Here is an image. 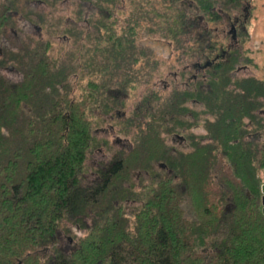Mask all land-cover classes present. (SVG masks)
Wrapping results in <instances>:
<instances>
[{"label":"trees","instance_id":"trees-1","mask_svg":"<svg viewBox=\"0 0 264 264\" xmlns=\"http://www.w3.org/2000/svg\"><path fill=\"white\" fill-rule=\"evenodd\" d=\"M166 1L169 12L164 9L157 24L148 14V27L164 29L169 41L177 34L202 32L200 24L193 32L187 8H179L177 0ZM195 2L207 19L217 20L218 9L231 12L241 0H221L219 6L218 0ZM140 16L144 11L137 22ZM103 26L104 39L78 42L66 57L65 92L56 87L62 70L47 75L50 87H38L41 101L33 100L30 79L0 89V264H264V177L259 173L264 172V118L256 111L264 103V80L237 76L230 61L214 65L212 101L202 96L203 111L210 116L198 126L209 141L193 138V147L173 164L172 173L155 174L140 189H130L122 183L128 175L123 160L114 159L98 178L83 181L94 139L77 97H68L65 104L69 116L63 111V95L66 102L77 84L73 73L86 68L94 73L97 67L103 78L111 75L108 69L127 75L140 56L128 34ZM157 128L159 122L152 120L148 141L153 146L160 142ZM254 128L261 130L260 138L248 137ZM219 162L232 171L226 190L211 189L212 169ZM126 199L136 205L126 210ZM227 199L233 204L229 210L223 207ZM89 211L92 222L78 244L60 248L62 222L86 226L82 219Z\"/></svg>","mask_w":264,"mask_h":264},{"label":"flooded vegetation","instance_id":"flooded-vegetation-1","mask_svg":"<svg viewBox=\"0 0 264 264\" xmlns=\"http://www.w3.org/2000/svg\"><path fill=\"white\" fill-rule=\"evenodd\" d=\"M118 1L0 0V89L11 84L18 87L30 79L33 100L41 101V96H37L38 87H50L47 75L51 76L54 70H62L56 80V87L65 92L66 57L77 49L78 42H100L103 24L107 25V20L101 17L113 14L116 16V9L120 4ZM190 2L191 6H196L194 0ZM210 7L212 11L215 8L214 5ZM249 8L250 0H241L239 7L231 12L218 9L221 17L214 20L213 16L207 19L204 14L199 13L196 6L193 14L188 15V21L193 32L197 24H200L202 32L187 36V48L190 50L183 54L184 58L175 57L178 60L184 59L185 62H181V67L177 70L165 72L167 76L160 75L159 70L166 69L160 67L159 61L155 66L153 64V68L147 66L149 69L137 65L134 75L129 73L119 76L108 69L111 75L103 78L100 68L95 67L94 73H91L90 68L83 71L85 76L81 74L79 79L92 81H86L89 91L80 92L81 106L86 112L85 107L91 108L93 103V112L97 118L94 121L98 122L94 131L101 134L99 139L95 138L92 148H97L102 153L93 170L92 174L95 176L92 181L98 178L100 169L106 168L114 159H122L118 157L110 160L115 143L120 146L122 153L129 155V162L134 160L136 166L142 168L149 177L150 168L156 164L160 167V174L172 173L173 164H177L184 151L189 152L193 147V138H199L202 143L209 141L208 135H200L197 131L200 120L210 116L207 110L203 111L202 96H205L207 102L212 101V70L219 60L235 64L232 72L237 76H249L245 74L249 65L246 62L240 63V52L237 49L240 46L237 32L247 31L245 23ZM224 37L228 38V42H222ZM167 43L173 45L174 41ZM139 55L138 57H147L141 53ZM148 60L146 58L145 63ZM145 70L147 73H144ZM240 70L244 73L241 74ZM103 80L110 81L103 84ZM135 82L142 87L147 86L144 89L146 92L137 97L130 92L131 84ZM153 101L161 102L160 110L154 109ZM68 103V94L66 102L63 95V111L69 116L68 107L65 110V104L68 106ZM256 111L261 114L264 108L259 106ZM87 113L93 114L91 109ZM152 120L159 122L158 131L155 132V137L160 141L158 145L161 151L158 155L153 154V151L156 152L155 147L150 152L152 143L148 141V137H153L148 130ZM248 137L260 138L261 130H250ZM97 144L98 147H95ZM124 165L127 166V163L124 162ZM232 206L227 201L225 209L229 210Z\"/></svg>","mask_w":264,"mask_h":264},{"label":"rangeland","instance_id":"rangeland-1","mask_svg":"<svg viewBox=\"0 0 264 264\" xmlns=\"http://www.w3.org/2000/svg\"><path fill=\"white\" fill-rule=\"evenodd\" d=\"M218 1L219 2L215 3V6H219V3H221V0H218ZM119 2H120L119 8L116 9L117 15L116 16L114 14L110 15L108 17L109 19L107 20V25H109V23L112 22L111 30H113L117 35L120 33L128 34L129 39H132L135 42L136 51H139L141 55L147 56L143 58L138 57V60L136 61L134 66L138 65L139 67L142 66L141 68L149 69V68H153L155 64L159 61L158 63L160 64V67L166 69V70H163V69L159 70L160 71L159 73L161 76H167L165 72L168 71L170 73L171 71H175L179 67H181V62H185V60L184 59L178 60L175 57L176 56H181L183 58L185 57V55L183 54H185V52L187 51L186 49L188 45L187 44L188 35H180V34H177L174 36L172 35L174 44L170 45V44H166L169 40L164 38V34H165L164 29L159 28L157 26H155L154 28L148 27L149 25H151V22H155L156 24L161 23L160 19H161V16L163 15L162 14L163 10L165 9L167 13L169 12V9L166 8V5H165L167 4V1L163 0L162 2V0H119ZM176 3H177V6H179V8L182 6L187 8L190 14L191 13L193 14V12L196 9L195 5L191 6L192 2H190V0H177ZM136 4H139V5H136ZM250 4H251V8H249L248 10L249 11L248 19L245 23L247 27V31L240 32L239 30L237 32V37H239V40H240L239 41L240 46L236 48L240 52V55H239V58L241 59L240 63L246 62L247 65H249V69L245 71V74L254 75L264 80V0H250ZM120 6L122 8H120ZM138 6H140L139 9H136L138 8ZM152 7H154V10L149 9V8L152 9ZM173 7L176 9L175 6ZM143 11H144L145 16H140L142 20H138L137 22L136 20L137 15L142 13ZM130 13H133L134 15L130 16L129 15ZM148 14H150L149 17L151 19V22L148 21L149 20V18H147ZM191 18L194 19V17H191ZM106 34L107 32H105V29L103 28V31L101 32V36H102L101 39L102 38L104 39V37H106ZM223 39L224 40L222 42H228L227 37H224ZM105 42L106 41H104L103 45L105 44ZM227 50L229 52V48ZM146 58L149 59L146 62L147 64L145 63ZM191 60H194V59H191ZM191 60H190V63H191ZM178 61L180 62V64ZM134 68H130L128 70L129 71L128 73H130L131 75H134L135 73ZM83 71L84 70H81L78 72V74L77 73L73 74L74 76L73 82L74 84L76 83L77 84H76V87L72 90V92L69 93L68 97H72V96L77 97V101H78L77 107L80 110V115L81 117L85 118L84 119L85 121H88L87 123H89L90 132L94 139L93 143L90 145L91 147L87 151V155L85 159V167L83 171V177H84L83 181L86 183V182L92 181V178H94L95 175H93L92 173H93V170L96 169V166L98 163L97 160H99L102 153L97 148L92 149L94 146L93 144L96 141V139H99V136H101V134L98 135V133L94 131L95 126L98 124V122L96 123L94 121V120H97V118L93 112V109H94V106L92 107L93 103L90 106L91 108L87 106L85 107L86 112L83 111L84 109L81 106L82 102L80 99L81 97L80 92L86 93L85 91H89L87 88L88 86L86 84L88 81H92V79L91 80L87 79L86 80L87 82L84 79L77 80L81 78V74L84 75ZM239 72L241 74L244 73L243 70H240ZM144 73H147L146 70ZM76 80L77 82H75ZM144 82L145 81H143V83ZM151 82L152 81H149V83ZM131 88L132 90H130V92L133 93L134 97H137L138 95H140V93L146 92L144 91V89L147 88V86L142 87L141 85H139V83L135 82L131 84ZM72 99L73 98H71L70 101H73ZM160 103L158 102L156 103L153 101L152 104H154L155 110H160L159 108L162 106ZM261 103H262L261 107L264 108V103L263 102ZM89 109H91L93 114L87 113V110ZM197 110H199V107H197ZM198 112L201 113L200 110ZM261 114L263 115V118H264V112H262ZM197 131H199V133L203 135V133L205 132V129L204 127L200 125ZM152 144H151V148H154V147L156 148V152L153 151V154L156 153L158 155L159 154L158 152L161 151V149L159 148V145H157L158 146L157 147L155 145L153 146ZM95 147H98V144ZM111 150H112L111 151L112 158H110V160L120 157L123 159L125 163H127L126 170L128 172V175L124 178L122 183L124 186L130 189H140L141 186L145 184L147 180L153 179L155 174H160V167L158 166V164H156L155 166H152L150 168L151 176L148 177L142 171L143 170L142 168H140L139 166H136V164L134 163V160L133 162H131V160L129 162V155L122 153L120 146L116 143L115 145H113ZM151 157H152L151 159H153V156ZM134 158L135 157H133V159ZM158 158H161V157H158ZM212 173L215 177V180L213 181V185H211V189L219 188V186L221 188V186H223L224 189L226 190L227 189V186H226L227 178H229V176H233L230 165L228 163L219 162L214 167V169H212ZM259 173L261 177H264V172L262 169H259ZM229 180L230 182L232 181L231 179ZM233 182H234L233 185L235 187H238L237 181L233 179ZM226 201H228V199ZM226 201L223 206L224 208L227 203ZM135 203L136 201L126 199V201H124V207L126 210L127 209L129 210L130 208L133 207V205H136ZM247 214L249 215L248 217L250 218L251 213L248 212ZM82 220H84V222H87L88 225L74 226V223L72 224L70 222H62L60 226L62 227L60 231L61 239L59 240V241L62 240L61 245L59 246L60 248L65 250V245L73 248L78 244V238L81 235H83L88 230V227L91 225L92 212L89 211L88 213L84 214ZM65 224L69 225V229H68L70 230L69 233L65 232L64 230Z\"/></svg>","mask_w":264,"mask_h":264},{"label":"water","instance_id":"water-1","mask_svg":"<svg viewBox=\"0 0 264 264\" xmlns=\"http://www.w3.org/2000/svg\"><path fill=\"white\" fill-rule=\"evenodd\" d=\"M263 191H264V189H263ZM262 202H263V204H264V194L262 195ZM262 211H263V213H264V206L262 207Z\"/></svg>","mask_w":264,"mask_h":264}]
</instances>
